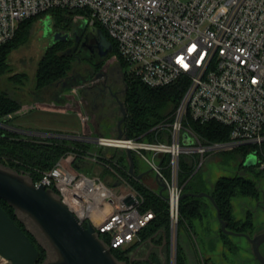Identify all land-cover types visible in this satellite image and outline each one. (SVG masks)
I'll list each match as a JSON object with an SVG mask.
<instances>
[{"label":"built area","instance_id":"built-area-1","mask_svg":"<svg viewBox=\"0 0 264 264\" xmlns=\"http://www.w3.org/2000/svg\"><path fill=\"white\" fill-rule=\"evenodd\" d=\"M53 9L80 10L77 21L103 28L116 45L114 58L129 66L128 74L153 89L183 82L184 97L173 121L154 128L166 131L161 141L34 133L0 123L2 128L23 139L131 150L166 184L173 227L179 223L183 195L182 156L197 157V168L207 154L248 147V156L257 158L255 167L264 170V0H0V48L24 21ZM191 121L228 127L229 139L206 142L191 129ZM160 156L169 157L167 166L158 163ZM66 161L77 170H69ZM88 162L97 163V158L69 152L34 184L54 191L81 225L93 226L111 251L126 250L140 241L154 214L142 212L138 193L112 187L126 185L117 172L111 183L100 174L79 172Z\"/></svg>","mask_w":264,"mask_h":264},{"label":"trees","instance_id":"trees-1","mask_svg":"<svg viewBox=\"0 0 264 264\" xmlns=\"http://www.w3.org/2000/svg\"><path fill=\"white\" fill-rule=\"evenodd\" d=\"M81 14L80 10L53 9L45 14L26 20L20 25L16 36L0 48V123L7 125L12 119L11 116L22 108V102L14 98L9 89H7L6 81L16 82L22 87L25 84V74H9V58L15 49L24 45L29 40L32 34L33 22L49 15L55 27V32H71L80 23L76 20V17ZM99 28L103 30L102 27ZM69 46L68 42H57L45 50L36 69L35 91H31L37 96L35 101L42 99L39 98L40 96L49 95L48 99L55 100L59 104H65L66 99L61 96L63 89H65L64 83L68 84V88L81 85V83L86 82L88 79H93L96 70L109 58L118 56V51L114 44V52L107 60L98 66L91 64L86 69L82 65L84 63L81 61L80 63L79 59L74 56V53H67ZM118 59L119 65L121 68H124L126 66L125 62L120 57ZM123 77L126 83V91L122 101L127 112L126 120L122 125L124 136L147 142L163 140V136L167 134L166 131H158L154 130V128L160 125L166 126L173 121V115L186 92V84L181 82L165 88L153 89L145 86L139 78L127 72H124ZM189 126L206 142H225L229 139L230 129L218 123L200 124L191 121L189 122ZM112 130L117 135V130ZM88 149L87 143L76 141L69 144L63 140L44 142L38 139H23L21 136L0 127V165L18 173L30 175L33 177V180H36L41 173L51 170L69 152L78 153L79 158L87 157L88 154L94 156L88 153ZM106 149V153L102 148L98 150L99 152L95 156L97 164L103 166V171L107 172L110 176H113L114 172H117L127 180L143 198L141 205L142 212L151 211L154 214V219L139 234L140 241L137 244L126 250H112V254L118 261L128 262L132 252L143 244H149L155 248L164 246L168 254L170 245V216L167 200L142 185L141 180H138L129 173V160L125 150L119 148ZM226 154H231L232 157L240 160L241 168H246L244 167V162L249 154L248 147H241L232 152H226ZM133 156L136 165L135 154ZM196 161L197 157L182 156L180 159L179 182L183 186V194H210L221 210L222 219L228 223L229 230L254 236L255 225L253 214L248 212L245 220H238L234 214L233 202L237 198H252L256 200L260 198L259 177H264V170L251 167L245 169L248 173H241L232 177H221L214 184L213 188L207 192L203 184L198 186V184L193 183L196 175L194 174L197 166ZM158 163L162 166H167L169 157H158ZM135 170L137 173V166ZM124 186L122 182H118L116 186L112 185L115 190L123 188L126 191ZM0 205L6 210L9 217L26 232L30 240L39 249L40 258L37 264H42L47 258L45 248L26 229L25 225L20 222L14 209L2 200H0ZM210 206H212V203L206 198H183L179 205V232L184 230L194 234V223L204 220L207 216L206 210ZM218 236L225 240L226 245H233L229 242V236L224 234L221 229L218 231ZM193 250L196 253L195 258L198 264H202L201 258L203 264L210 263V258L204 257L194 244ZM149 259L151 264L162 263L157 250L151 253ZM194 261L192 256H190V250L179 243L177 264H195ZM136 264H147V262H137Z\"/></svg>","mask_w":264,"mask_h":264},{"label":"rangeland","instance_id":"rangeland-1","mask_svg":"<svg viewBox=\"0 0 264 264\" xmlns=\"http://www.w3.org/2000/svg\"><path fill=\"white\" fill-rule=\"evenodd\" d=\"M46 18H48V20L51 19L49 15H46L45 18L41 17L33 22L32 34L29 40L24 45L15 49L9 58V74L13 75L22 73L26 75V78L24 79L25 84L23 87L16 82L6 81V87H8L7 89H9V92L14 98L22 102L21 110L17 112L18 114L15 113L11 116L12 119L7 126L26 132L52 133L76 137L85 136L83 135L84 125L75 111H69L66 115L48 113L40 111L39 109H31L24 112L27 106H32L36 103L31 91H35L37 65L45 50L51 46L52 33H55L53 23L50 25V28H45ZM106 35L108 36L107 33ZM84 65L86 66L85 68L88 67L87 64ZM129 69L128 65L121 68L118 61L113 56L96 70L91 82L85 84L84 87L75 86L63 89L62 97H65L66 103H69L72 109H78V112L82 115V119L86 122L88 121L92 126L93 138L98 136L117 138V135L114 134L112 129L117 130L118 122L122 119V112L120 111V105L116 102L115 98H106L103 96L99 97L100 99L98 101L101 107L97 103L98 106H95V111L91 112L89 110V105L91 104L90 100L95 95V91L92 90L96 89L95 86H103V84L107 83L108 78H110L109 83L111 85V91L114 93L113 95L116 96V94H119L120 97H118V99L120 98L119 101L123 103V95L121 94L123 91L122 82L120 80L119 83L114 84L112 78L117 80L123 78L124 72H128ZM48 96L49 95H45V97H43L47 98ZM109 122L112 123V125ZM2 126L3 125L0 124V127ZM66 142L70 144L75 141L66 140ZM87 144L89 146L88 153L97 156V153L99 152L98 150L101 149V147L89 142H87ZM102 150L105 153L107 151L106 148H102ZM135 159L137 166L136 174L143 175V179H141L142 185L160 195L161 187L157 182L154 172L151 171V168L146 162L142 161L136 155ZM199 162L200 163L194 173L196 175L193 183L198 184V186L203 184L207 192L213 188L214 184L221 177H232L237 174L248 173L245 170L246 168H241L240 160L232 157L231 154H226V152L207 154L202 161ZM64 163L69 170H77V168L70 166L67 161ZM78 171L89 176H93L96 173L100 174L104 180H107V177L109 178L110 176L107 172L103 171V166L92 162H88L87 166L79 168ZM164 173L168 175L167 170H164ZM259 185L261 188V195L258 200L252 198H237L233 202L234 214L238 220H245L248 212L253 214L255 235L264 232V177H259ZM124 187L126 191H124L123 188H120V190L117 191H134L138 193L127 180ZM138 194L141 196L140 193ZM164 196L168 198L166 192ZM206 211L207 216L204 220L202 222L197 221L194 223V234L184 230L179 232L178 226L173 227L170 220V245L168 254L166 247L164 246L155 248L152 245L143 244L136 248L131 255L138 260H144L157 250L161 262H163L161 264H177V249L178 244L181 243L190 250V256H192L193 260L196 259V253L193 250L194 244L204 257L210 258L211 264H259L254 257L252 246L246 238L229 236V242L233 245H226L225 240L218 236V231L221 229V225L217 218L216 209L212 205ZM29 227L34 233L38 232L31 225H29ZM40 242L42 245L47 246L42 238L40 239ZM261 252L264 255V243L261 246ZM194 263L197 264L196 260ZM2 264H6V262H3Z\"/></svg>","mask_w":264,"mask_h":264},{"label":"water","instance_id":"water-1","mask_svg":"<svg viewBox=\"0 0 264 264\" xmlns=\"http://www.w3.org/2000/svg\"><path fill=\"white\" fill-rule=\"evenodd\" d=\"M51 24L52 20L46 18L45 28H50ZM87 26L88 23L82 21L74 29L78 30L79 27ZM68 37L69 35H63L61 32L55 33L53 43L65 42ZM89 39L94 40L93 50L97 55L96 59H89L87 55L90 51L94 52L91 46H86ZM82 49L86 52L80 54V59H89L93 65L98 66L113 54L114 45L101 28L90 27ZM67 53L73 54L74 51L70 49ZM90 82L91 79H88L78 86L84 87L85 84ZM63 86L68 88L67 83H64ZM117 100H119L118 97ZM119 103L122 119L117 125V138L121 139L124 136L122 125L126 120L127 112L124 104L120 101ZM185 143L189 144L190 142L186 140ZM125 152L129 160V173L141 180L143 175L136 174L132 151L128 149ZM256 165L257 158L254 155L246 158L244 163L246 168L255 167ZM156 179L161 187L160 195L168 201V198L164 196L167 191L166 184L161 182L158 176H156ZM108 183L111 182L108 181ZM114 185L116 186L117 183ZM185 197L208 199L216 209L222 232L228 236L246 238L252 246L257 262L264 264V255L261 252V246L264 243V232L250 236L229 230L228 223L222 219L220 208L208 193H186L181 196V200ZM0 200L14 209L20 222L36 237L41 245V238L46 242L47 246H42L47 252V258L42 264H126L115 258L112 251L99 238L90 223H86L84 226L79 223L54 191L43 186L36 187L30 176L2 165H0ZM29 225L38 231L37 234L33 232ZM39 258V249L0 205V264L2 261H5L6 264H37Z\"/></svg>","mask_w":264,"mask_h":264},{"label":"flooded vegetation","instance_id":"flooded-vegetation-1","mask_svg":"<svg viewBox=\"0 0 264 264\" xmlns=\"http://www.w3.org/2000/svg\"><path fill=\"white\" fill-rule=\"evenodd\" d=\"M89 26H87V27H79L78 28V30H76V29H73V31H71V32H61L63 35H69V37L67 38V40L65 41V42H68L69 44H70V46H69V48H68V50H73L74 51V56H76L78 59H79V62L81 61V62H83L84 64H87L88 65V67L89 66H91V62L89 61V59H96V54H95V51L93 50V44H94V40H92V39H89L88 41H87V43H86V46H91L92 47V50L94 51V52H89V53H87V55H88V57H89V59L88 60H81L80 58H81V56H80V54L81 53H83V52H86V51H84V49H82V47H83V44H84V42H85V40H86V34H87V32H88V30H89ZM55 33H58L57 31L55 32ZM55 33H52V43H51V45H54L55 43H53L54 42V34ZM92 40V41H91ZM80 62V63H81ZM84 64H82V65H84ZM86 66L84 65V68H85ZM87 67V68H88ZM86 68V69H87ZM113 79V83L115 84V83H119L120 82V80H121V82H122V86H123V91L121 92V94L122 95H124L125 94V91H126V83H125V79H124V77L123 78H120V79H114V78H112ZM110 78H108V80H107V83L106 84H103V86H100V87H97V86H95L96 87V89H94V90H92V91H95V95L92 97V99L90 100V105H89V110L91 111V112H93V111H95L94 109H95V106H98V104L100 105V103L98 102L99 101V97H101V96H103V97H106V98H108V97H110V98H115V100H116V102H118V104L120 105V103H119V100H120V98H119V100H117V97H120V95L119 94H116V96H114L113 94V92L111 91V85H110ZM98 91V92H97ZM112 101V100H111ZM98 103V104H97ZM100 107H101V105H100ZM120 111H121V109H120ZM151 255V254H150ZM150 256H148L147 258H145L144 260L142 259V260H138V259H136V258H134V256L133 255H130V259H129V261L128 262H126L125 261V263L126 264H136L137 262H147V264H151V262H150ZM196 260V259H195ZM163 263V262H162ZM197 263V262H196ZM201 263L203 264V260H202V258H201ZM198 264V263H197ZM209 264H211V262L209 263Z\"/></svg>","mask_w":264,"mask_h":264},{"label":"crops","instance_id":"crops-1","mask_svg":"<svg viewBox=\"0 0 264 264\" xmlns=\"http://www.w3.org/2000/svg\"><path fill=\"white\" fill-rule=\"evenodd\" d=\"M32 95H33V98L37 97L36 95H34V93H32ZM44 97L40 96L39 98H42V99H40L39 101H35L36 103H34L32 106H27L25 108L24 112H27L31 109H39L40 111H44V112H48V113H58L61 115H66V114H68L69 111H75L78 114V117L81 119V121L84 125L83 126V130H84L83 135L90 136V137L93 136L92 126L88 123V121L86 122V121H84V119H82V115L80 112H78L79 111L78 109H72L71 105L69 103H65V105H63V104L57 103L55 100H51V99L44 98ZM48 102H50V103H48ZM110 124L112 125V123H110ZM110 177L111 176H109V178L107 177V180L109 182L111 181Z\"/></svg>","mask_w":264,"mask_h":264},{"label":"bare ground","instance_id":"bare-ground-1","mask_svg":"<svg viewBox=\"0 0 264 264\" xmlns=\"http://www.w3.org/2000/svg\"><path fill=\"white\" fill-rule=\"evenodd\" d=\"M3 262H5V261H2L1 264H2Z\"/></svg>","mask_w":264,"mask_h":264}]
</instances>
